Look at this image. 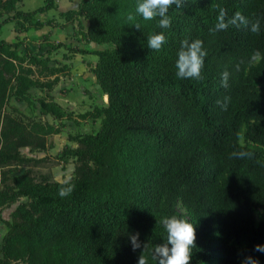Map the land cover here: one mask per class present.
Here are the masks:
<instances>
[{
  "label": "trees",
  "instance_id": "obj_1",
  "mask_svg": "<svg viewBox=\"0 0 264 264\" xmlns=\"http://www.w3.org/2000/svg\"><path fill=\"white\" fill-rule=\"evenodd\" d=\"M20 1L0 0V17ZM137 3L80 0L74 16L59 12L66 20L59 28L79 19L82 43L111 47L94 50L97 60L86 62L105 104L77 114L97 128L69 134L76 147L65 145L57 159L20 150L53 148L52 135L73 118L51 95L56 71L52 78L33 77L22 64L23 40L1 37L8 21L18 24V32L55 25L37 17L55 8V1L0 21V209L26 198L10 220L0 211L7 228L0 264H138L142 254L147 264H157L152 250L166 242L161 221L171 216L195 224L191 264H245L249 257L264 264V251L255 250L264 245V0H188L170 10L168 29L158 27V18L136 15ZM220 8L229 18L241 12L250 21L259 19L260 32L229 26L213 33ZM129 14L134 21L127 20ZM161 32L167 43L151 51L147 37ZM195 39L208 53L203 78L180 79L175 64L181 42ZM256 51L261 57L253 62ZM224 72L227 88L221 86ZM33 88L45 93L37 99L39 113L59 122L38 125L41 134L7 111L10 99L28 106ZM225 97L226 110L217 104ZM69 163L71 178L55 179L51 167ZM61 188L71 194L62 198ZM129 233L148 243L144 253L132 250Z\"/></svg>",
  "mask_w": 264,
  "mask_h": 264
},
{
  "label": "rangeland",
  "instance_id": "obj_2",
  "mask_svg": "<svg viewBox=\"0 0 264 264\" xmlns=\"http://www.w3.org/2000/svg\"><path fill=\"white\" fill-rule=\"evenodd\" d=\"M55 1V8H53V14L51 15V19L53 20V23L55 25L50 26L52 27L51 30H48L49 32L46 34H43L41 36H38L36 39H27L20 38L19 36H15V30L18 24L11 26V24H8L4 28V33L1 35L2 38L8 40V41H17V40H23V46L19 48V52L21 53V58L23 59L22 64L25 65V67H30L33 70V77H39L41 79H47L54 77L55 74L51 73L52 70H55L56 74L62 75L63 78L66 76H70L72 74V64L69 63H62L59 62L58 59H64L68 57V54L80 53L78 49L85 46L87 49L86 54H92V52L96 49L101 48H108L111 47V44L109 43H103V44H95V43H82L79 39L78 34V20L79 19H73L72 23L69 24L65 28H59L58 24L66 23L65 19L60 17L59 12L60 11H66L69 10L71 13V16H74V13L72 11L77 8L78 3L80 0H54ZM19 2H16L15 8L12 11H9L5 13L2 17H11L15 11L17 10H24V11H30L36 9L38 6L43 4V0H30L29 2L22 3L17 6ZM26 9V10H25ZM0 17V19H2ZM49 18V17H47ZM76 18V17H75ZM60 20L61 22H58L57 20ZM46 20V19H45ZM83 27L85 28L87 26V20L81 19ZM71 26V28H70ZM69 28L70 30L67 32H64L62 30ZM54 32V42H50L51 39H53L51 34ZM70 36V39L73 41L68 42V44H65V37ZM15 39H14V38ZM67 38V37H66ZM74 44V46H72ZM93 45V46H90ZM25 47H28L29 50H26ZM27 48V49H28ZM31 52V53H28ZM81 54V53H80ZM32 55L37 57V61L34 62L32 59ZM83 55H85L83 53ZM81 54V56H78L80 58L76 59V68L81 67L82 65H85L87 67L86 62L87 57L85 58ZM88 55V56H89ZM91 58V56H89ZM91 81V80H90ZM66 84L63 88L60 89V93H57V96L59 99H64L63 103H67V109L73 111V116H75L73 119H71L74 124L71 122H67L65 131H62L58 134L52 135V141L54 142V147L48 149L47 151H30L29 147H22L20 150L22 153L28 155V156H34V157H41L45 154L51 155L54 158L58 157V152L62 149L63 146L67 145L68 139H67V132H90L94 131L98 124L92 122L91 120L83 121L81 120L76 114L80 112V110L86 109L88 106L91 108L92 105H102L105 103V95L100 92L99 90L95 89L93 85H88L89 88H87V92L85 95V100H83V94H84V88H73L67 86ZM65 90V91H63ZM32 102L27 106L25 102H17L14 99H10V102L7 107V111L11 112L14 116L17 118H20L26 127L31 130L32 134H41L42 132L39 131L38 125H43L45 123H49L53 126H58L59 122L54 120L52 116L46 115L43 116L39 113V103L37 102L38 97H42L45 93L38 88H33L30 91ZM89 94H92L93 96H89ZM63 96V97H62ZM93 97V99L91 98ZM81 99V100H80ZM87 99H91L92 104L91 105H85L82 104L83 101H86ZM89 101V100H87ZM90 103V102H87ZM13 107L17 108V111L12 110ZM71 108V109H70ZM67 111V110H66ZM57 159V158H56ZM51 171L54 175V178L60 181H66L71 178L73 175V165H66L63 167L62 165L52 166ZM26 198H20L17 203L10 205L9 207H2L0 209L1 211V217L4 220H10V214L16 207V205L19 202L25 201ZM177 209L183 213H186L185 208L181 205L180 202L177 203ZM6 225L4 222L0 221V247H1V240L6 232ZM1 257V252H0Z\"/></svg>",
  "mask_w": 264,
  "mask_h": 264
},
{
  "label": "clouds",
  "instance_id": "obj_3",
  "mask_svg": "<svg viewBox=\"0 0 264 264\" xmlns=\"http://www.w3.org/2000/svg\"><path fill=\"white\" fill-rule=\"evenodd\" d=\"M188 0H138L135 8L136 15H139L144 21L156 20L158 18V27L168 29L171 27L172 20L169 12L173 7H185ZM135 16L129 14L128 21H134ZM137 30L141 29L140 23L134 24ZM229 26L248 28L252 33L258 34L261 30V22L259 19L250 21L241 12H235L230 18L227 16V11L224 8L219 9L217 23L211 31H226ZM167 43V38L163 32L152 34L147 37V47L151 51H160ZM208 55L204 48V43L200 39L184 40L181 42L180 50L175 67L176 75L180 79H202V72L205 65V58ZM261 54L256 51L251 56V61L260 59ZM229 73H222L221 86L228 87ZM228 97H225L224 102L217 101V104L226 110ZM71 194V189L59 190V195L63 198ZM166 233V242L157 244L152 250V256L157 261V264H191L193 249L196 248L197 233L195 224L190 223L185 219H180L176 216L165 217L161 221ZM131 248L133 251L143 248V253L148 247V243L141 242L139 233L128 234ZM256 251H264V245H257ZM138 264H147V261L142 254L138 258ZM245 264H258V261L251 257L247 258Z\"/></svg>",
  "mask_w": 264,
  "mask_h": 264
},
{
  "label": "crops",
  "instance_id": "obj_4",
  "mask_svg": "<svg viewBox=\"0 0 264 264\" xmlns=\"http://www.w3.org/2000/svg\"><path fill=\"white\" fill-rule=\"evenodd\" d=\"M30 0H22V1H20L18 4H17V6L18 5H20V4H24V3H26V2H29ZM21 10V9H20ZM26 10V9H25ZM53 8L52 9H49V10H47L46 12H44V13H41V14H37V17H38V19L40 20V21H45V19H47V17H49V18H52L51 17V15L53 14L52 12H53ZM24 11V10H23ZM28 11V10H27ZM3 20V17H2V19H0V21H2ZM58 22H61L59 19L57 20ZM8 24H11V26H13L14 27V22H12V21H8V22H5V23H3V25H2V35H3V33H4V28H5V26L6 25H8ZM51 28L52 27H50V26H48V25H43L42 27H40V28H38V29H33V28H30V29H28V30H26V31H21V32H18V31H16V29H15V27L13 28L14 30H15V35H14V37L15 36H19L20 38H25L26 36L28 37L27 39H36L38 36H41V35H43V34H47L49 31L48 30H51ZM70 28H71V26H70ZM70 29L69 28H66V29H64V30H62L63 31V33L64 32H67V31H69ZM13 37V38H14ZM50 37H52L53 39H51L50 40V42H54V37H55V35H54V32L51 34V36ZM67 37V38H66ZM65 37V41H64V43L65 44H68V42H70V41H73L72 39H70V36H66ZM15 39V38H14ZM91 43H93V42H90V44ZM72 46H74V44H72ZM90 46H93V45H90ZM82 48H85V49H87L85 46H83ZM82 55H83V53H81ZM81 54L79 53L78 54V52L77 53H74V55L73 54H68V57H66V58H64V59H58V61L59 62H62V63H64V64H66V63H69V64H72V69H71V71H72V74L70 75V76H66V77H64L63 78V76L62 75H59V78H58V82L55 84V86L53 87V89H52V91H51V95H52V97H53V100L56 102V103H58L61 107H63L64 109H67V103H63V100H65L66 98H65V96H64V99H59L58 98V96H57V93H60V89L61 88H63L66 84H68L67 86H68V88L69 87H72V89L75 87V88H79V87H81V88H84V94H83V100H85V97L87 96V95H85V93H88L87 91V88H89L88 87V85H93L94 87H95V89H97V90H99L100 92H101V90H100V88H99V86H98V84L95 82V79H94V77L92 76V75H89L88 73H87V71H88V66L86 67L85 65H82L81 67H77L76 68V63H75V61H76V59H78V58H80V57H78V56H81ZM85 55H83L85 58L87 57L88 59H87V61L88 62H90V63H94L96 60H97V56L94 54V53H92V54H86V53H84ZM91 56V58H89V56ZM57 75V74H56ZM58 76V75H57ZM91 80V81H90ZM87 91H86V90ZM63 91H65V90H63ZM89 96H93L92 94H89ZM63 97V96H62ZM92 99H93V97H91ZM81 100V99H80ZM87 100H89V101H87ZM86 101H83L82 102V104H85V105H91L92 104V102H91V99H87ZM106 101V100H105ZM87 102H90V103H87ZM105 104V103H104ZM103 105V104H102ZM94 106H101V105H94ZM93 105H92V107L90 108L89 106L86 108V109H84V110H80V112L79 113H84V112H86V111H88V110H91L93 107H94ZM71 109V108H70ZM68 111H70V112H72V114H74L73 113V111H71V110H69V109H67ZM79 113H77V114H79ZM76 114V115H77ZM75 115V114H74ZM75 116H73V118H74ZM72 118V119H73ZM54 119V118H53ZM55 120V119H54ZM81 120H83V121H86V120H91V119H81ZM57 121V120H56ZM72 120L71 119H65V120H63L62 122L65 124V126H64V128H62V130H60V132H62V131H65V129H66V124H67V122H71ZM92 121V120H91ZM93 122V121H92ZM72 124H74L73 122H71ZM97 124V123H96ZM75 125V124H74ZM97 128V127H96ZM95 128V129H96ZM59 132V133H60ZM90 132H92V131H90ZM77 133H89V132H77ZM77 133H74V132H67L66 134H67V139H68V135L69 134H72V135H74V134H77ZM58 134V133H57ZM55 135V134H54ZM52 138V137H51ZM67 145L68 146H71V147H76V143L75 142H73V141H70L69 139H68V143H67ZM64 147V146H63ZM62 147V148H63ZM66 165H68V164H66ZM69 165H73V163H69ZM73 167H74V165H73Z\"/></svg>",
  "mask_w": 264,
  "mask_h": 264
}]
</instances>
